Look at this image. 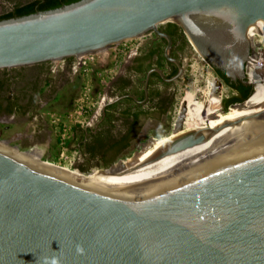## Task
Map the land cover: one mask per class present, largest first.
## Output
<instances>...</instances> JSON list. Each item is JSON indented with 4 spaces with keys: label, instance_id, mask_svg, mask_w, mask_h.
Here are the masks:
<instances>
[{
    "label": "water",
    "instance_id": "obj_1",
    "mask_svg": "<svg viewBox=\"0 0 264 264\" xmlns=\"http://www.w3.org/2000/svg\"><path fill=\"white\" fill-rule=\"evenodd\" d=\"M256 19L264 21V0H79L1 20L0 70L153 32L177 73L151 69L145 82L153 71L175 81L183 68L158 28L171 22L211 67L245 79ZM261 112L187 132L137 165H110L121 172L94 182L0 142V264H264Z\"/></svg>",
    "mask_w": 264,
    "mask_h": 264
},
{
    "label": "rangeland",
    "instance_id": "obj_2",
    "mask_svg": "<svg viewBox=\"0 0 264 264\" xmlns=\"http://www.w3.org/2000/svg\"><path fill=\"white\" fill-rule=\"evenodd\" d=\"M26 1L28 0H0V13L11 9L16 4H21ZM168 23L171 22L159 24L158 28L166 27ZM154 35L155 34L153 32H148L144 36L132 39L130 42H128V45L133 44L135 47L137 46V48L144 46L146 42L151 39V37H154ZM181 35L183 38V45L181 47V50L183 51L181 57L185 69L184 74L182 75V78L179 79V81L174 82L171 86V103L168 105V108H165L163 116L158 119H149L143 123L142 131L148 132L147 137L135 139L131 146L127 148L124 153L118 155L114 161H112V163L104 166L100 163H94L90 165V168L87 171H82L79 169V172H82L81 174H77L75 171H73V174L78 176H87L90 172L95 173L100 170L106 171L108 170L106 168H108L110 165L121 160L124 162L119 166L127 165L145 150H147L155 140L169 136L171 132L183 129L189 125L206 122L220 113L216 111L218 100L224 99L230 95L232 96V92L216 77L215 73H213L214 71L211 65L207 63V61H205L200 56L193 45L184 38V34L181 33ZM254 44L255 50H253V55L248 60L249 74L253 81L254 89L247 103L248 105L259 103L264 97V44L258 41ZM135 50L131 51L130 53L132 54ZM100 52L101 51L95 53L99 55H102L101 53H105L103 56H107L106 62L101 63L102 68H98L99 63L95 61L88 63L87 67L85 66L76 69L74 74H72L70 73V68H66L63 61L50 62L48 65L50 69H54L55 71L48 74V77L51 78V88L57 87L60 88V91H58V97L56 99L49 101L46 106L38 111V115H42L43 118L49 122L52 133V140L50 142H48L49 140H44L42 142V144L45 142L51 143L50 146L46 148L47 156H45L47 158L43 157L41 159V153L38 149L26 151V149L19 148L18 143L20 140L15 141L10 138H5L6 136H19L23 133H31V128H29V125L31 124L32 127L33 125L30 123V120H18V122L12 124L0 123V133L4 135L0 136V142L5 143V145L8 147H13V149L16 148L22 151L20 156L24 159L26 156L30 155L33 157L32 162L43 163L45 167L65 171V168L60 166H63L67 159L71 157V153L67 150L65 156H60L59 135L62 133V130L60 129L62 124L68 122V119L66 118V116H68V112H72L75 109L76 100L82 93L83 86L85 84L88 85V95L90 97L93 96L94 99H97V94L101 92L100 88L103 86L101 81L111 82L114 80L116 75L122 71L123 66H125V63L128 61L131 55L130 53L128 54L120 70L115 69L116 71L114 70L112 72L113 79H110L108 69L114 67L115 65L113 51L111 47H109L104 50V52ZM75 62H77V59ZM74 64L75 63H73V68ZM31 73L32 71L25 70L24 76H26L27 81L23 82L20 80V82L14 85V88L22 89L24 86L28 85L32 78ZM47 88L48 87L46 83L42 89ZM47 100L48 99L44 97L41 103L44 101L47 102ZM56 123L59 124L57 125ZM20 142L23 146L30 144L25 138H22ZM35 143L39 142H31V144ZM38 146L43 147V145ZM78 159L79 158L76 156V166L82 163ZM57 164H59V166H57ZM117 167H114V169ZM111 171H113V169H110L108 172Z\"/></svg>",
    "mask_w": 264,
    "mask_h": 264
},
{
    "label": "flooded vegetation",
    "instance_id": "obj_3",
    "mask_svg": "<svg viewBox=\"0 0 264 264\" xmlns=\"http://www.w3.org/2000/svg\"><path fill=\"white\" fill-rule=\"evenodd\" d=\"M159 29L162 32L170 36L171 38L170 56L179 60V63L183 68V73H182L183 75L185 71L183 60L181 57L182 51H183L181 50V47L183 45L182 43L183 38H182L181 33L184 34L183 30L179 27L177 32L174 34V37L172 38L171 35L167 32V30H171L168 26L163 27V28L161 27ZM184 38L187 40L185 35H184ZM146 43H149L150 45L154 44L156 46H151L152 48L147 49V51H145L144 53H141V48L143 46L138 47L132 54L130 53L131 55L128 61L125 63V66H123L122 71H121V75L122 74L125 75L129 69V67L127 68L126 66L135 65L136 67L141 68L145 66L143 63H149L147 71H145V73L143 74L141 78L137 79L138 78L137 76L134 77L135 82L138 84L139 87L141 86L142 88V92H141L142 98L141 100H139V102H141L142 106L143 107L145 106V110L148 109L149 112L147 114L142 113L141 114L142 116L133 118L132 120L130 119V121L126 122L125 126L128 129L127 130L128 132L125 131L122 134L123 141L121 142V144H119L121 146H124V149L129 148L135 139L147 137L148 132L142 131L143 123L149 119H154V118L158 119L163 116V112L165 111V108H168L169 107L168 105L171 103L172 92L170 88L174 82L179 81V79L182 78V75H181V78H179L178 80L165 81L160 77V75L156 71H153L151 72V74L156 73L159 78L151 76L150 74L147 82H145L147 72L151 69H160L162 73L164 74V76L168 79L172 78L177 73L176 65L168 61L164 57V48L166 46V40L164 38H161L155 34L154 37H151V39L148 40ZM155 47L156 48L158 47L157 49L159 50L158 53H154L150 57H148L147 54L150 52V50H154ZM160 55L162 56L161 58H160ZM75 60H76L75 57H71V58L68 57L62 60L64 62L65 67L70 68V73L72 74H74L75 70L77 69ZM73 63H75L74 68H73ZM49 64L50 62H45V63H38V64H33V65H28V66L0 70V79H5V83L2 85L0 89V123L1 124H12V123L18 122V120H23V121L30 120V123H32L33 125V127L31 126V124L29 125V128H31V133L21 134L23 137L21 135L5 137V138H10L15 141L17 140L21 141L22 138H25L29 141L30 144L27 146L25 145L23 146L21 142L19 141L18 143L19 148L28 149L30 146L34 145V144H31V142H36V141L39 143H35V144L43 145V147L45 148H48L51 144L47 142L42 144L44 140L45 141L49 140L48 142L52 140V137H51L52 133H51L49 122L46 119H44L42 115L40 116L38 115V111L42 109L44 106H46L49 103V101L56 99L58 97V91H60V88H57V87L56 88L54 87L55 89L51 88L52 86L51 78L48 77V74L51 72H55V71L54 69H50V67L48 66ZM213 67L215 66L212 65V68ZM25 70L32 71L31 73L32 78L29 81L30 83H28V85L24 86L22 89H15L14 85L20 82V80H22L23 82L27 81L26 76H24ZM222 71L224 72L225 76L229 78L230 82L234 83L236 87L239 88L240 85H248L246 82L247 80L245 81V79H243L242 77L240 76L231 77V76H228L226 74V71H224L223 69ZM244 72L249 78L248 60L245 63ZM213 73H215V71ZM215 75L221 81V83L232 92V96H237V97L241 96L242 92L238 93L235 89L229 86V84H227L222 78L217 76L216 73ZM130 80L131 78L126 80V79L120 78L119 76L114 78V80H112L109 83V85L104 89L102 101L100 105L90 115V118L93 116L100 117L101 115L107 116L110 113V111L115 112L116 109L112 105L113 103H115V101H117V99H114V98L116 96H119V94H121V89L123 88L124 89L129 88V89H128V93L122 96L128 97V98H133V97L135 98V96L133 95L129 87L131 84L130 82H127ZM46 83H47L48 88L42 89L44 84ZM154 86H156V88L160 90L157 97L155 96L156 92H154V89H151ZM159 90H156V91H159ZM117 92H120V93L117 94ZM252 93H253V90L251 94L249 95V97L245 98L243 101H239L235 103H241V102L248 101ZM44 97L47 98L48 100L47 102L44 101L43 103H41ZM230 97L231 95L225 97L224 99H227ZM221 101L222 99L218 100V103L216 105L217 112L225 110L229 105H231V103H229L226 105V107H224L226 103H222ZM74 135H75V132L72 128L70 138L74 137ZM0 136H4V135L0 133ZM3 144L5 145V143ZM9 144H10V141H9ZM78 158H79L78 160L82 162L81 166H83L84 168L88 167L91 164H94L92 163L94 162L93 160L86 162L83 157L80 156Z\"/></svg>",
    "mask_w": 264,
    "mask_h": 264
},
{
    "label": "crops",
    "instance_id": "obj_4",
    "mask_svg": "<svg viewBox=\"0 0 264 264\" xmlns=\"http://www.w3.org/2000/svg\"><path fill=\"white\" fill-rule=\"evenodd\" d=\"M151 46H156V45H154V44L150 45L149 43H146L141 48V53H144L145 51H147V49L152 48ZM154 49H158V47L157 48L155 47ZM102 51L104 52V50H102ZM101 54L104 55L105 53H101ZM141 61H143V60H141ZM143 64L145 65L143 67L146 68V67H148L149 63H143ZM126 67L127 68L129 67L128 72L125 75H123V74L121 75V71H120L118 73V75H116V77L119 76L120 78H123L126 80L131 78L132 82H131V80L129 81L131 84V85L129 84L130 85L129 87H130L131 92L133 93V95L137 99H135L134 97L128 98V97L122 96V95H125L126 93H128V89H129V88L128 89L123 88V89H121V94H119L120 92H117V94H119V96H116L114 98V99H117V101H115V103H113V105H112L116 109L115 112L110 111V113L107 116H104V115L103 116L101 115L100 117L93 116L89 119V121L86 123L85 126H80L77 129L73 128L75 135H74V137L69 139V142H71L72 140H74V141L72 144H70V145L67 144V145H68L70 150L77 151V157H80V156L83 157L86 162L93 160L94 162H92V163H100L102 165L106 161L108 163H112V161H114V159L118 155H121L127 149V148L124 149V146H121V145H118V146H113V144L111 146L106 145V146L102 147L100 153L98 155H96V157L94 159L88 158V156L86 155L85 149H86V145H87V142L89 140V137L91 138V136H93L94 134H98V133L100 134L104 130H109L108 136L113 140L112 143L113 142L115 143V141H121L122 136H123L122 134L128 130L125 126L126 122L130 121V119L132 120L133 118H137L139 116H142L141 115L142 113L147 114L149 112L148 109L145 110V106L143 107L141 102H139V100H141V98H142V96H141L142 88H141V86L139 87L138 84L134 80V77H136L138 75V74L136 75L134 70H133L136 66L135 65L134 66L128 65ZM131 73H132V75H130ZM139 76H137V77H139ZM140 88H141V90H140ZM151 89H154V92H156L155 96L157 97L160 90L157 89L156 86L152 87ZM156 90H159V91H156ZM132 132H133V130H132ZM113 157H115V158H113ZM123 162L124 161L119 162L115 167L119 166ZM96 169H100V168H96ZM107 169L109 170V168H107ZM103 170H105V169H103Z\"/></svg>",
    "mask_w": 264,
    "mask_h": 264
},
{
    "label": "built area",
    "instance_id": "obj_5",
    "mask_svg": "<svg viewBox=\"0 0 264 264\" xmlns=\"http://www.w3.org/2000/svg\"><path fill=\"white\" fill-rule=\"evenodd\" d=\"M252 27H251V30L253 29ZM260 37L261 36L259 35V32L257 30H254L253 32H251L250 41H251L252 47H251V54L249 55V58L253 55V50H255L254 43L259 41ZM131 40L132 39L125 40L121 43L114 44L113 46H111V49L113 51V59H114L115 65L114 67L108 69L110 79H113L112 72L115 69L120 70L128 54L137 48V46L135 47V45L133 44L128 45V42H130ZM76 59H77V62H76L77 69L85 67V66L87 67L88 63L95 62V61L99 63L98 68H102L101 63L106 62L107 56L99 55L97 53H90V54H85L83 56L77 57ZM245 78L247 81H250V79L247 77L246 74H245ZM101 83L103 86L100 88L101 92L97 94V99H94L93 96L90 97L88 95L89 90H88L87 84L83 86L82 93L80 94L79 98L76 100L75 109L72 112L71 111L68 112V116H66V118L68 119L67 120L68 122L63 123L62 127L60 128L62 130L61 131L62 133L59 135L60 136L59 137L60 156L63 157L65 156V153L67 150L70 151L71 157L67 159L64 166L69 168L70 170L72 169V171H80L78 166H76L75 164V157L77 156V151L70 150L67 145V142L69 141L72 128H74V126L76 125L85 126L86 123L89 121L90 115L100 105L102 98H103V91L109 85L110 82L101 81ZM56 124L58 125L59 123H56ZM32 149H38L40 151L41 159L47 156V151H46L47 149L45 147H41V146H38L37 144H34L30 146L28 149H26V151L32 150Z\"/></svg>",
    "mask_w": 264,
    "mask_h": 264
},
{
    "label": "trees",
    "instance_id": "obj_6",
    "mask_svg": "<svg viewBox=\"0 0 264 264\" xmlns=\"http://www.w3.org/2000/svg\"><path fill=\"white\" fill-rule=\"evenodd\" d=\"M77 1H79V0H28L24 3L16 4L11 9L0 13V21L5 20V19H9V18L29 15V14L35 13L37 11H46V10L55 9V8L60 7V6L70 4L73 2H77ZM167 26L171 29V30H167V32L173 38L174 34L177 32L179 27L177 25H175L174 23H168ZM158 51L159 50H157V49L150 50V52L147 54V56L150 57L152 54L158 53ZM161 57L162 56L160 55V58ZM147 68L148 67H146V68L145 67H141V68L135 67L133 69V70H135L136 75L137 74L140 75V77H138L137 79H139V78H141V76H143L145 71H147ZM213 69H214L215 73L217 74V76L222 78L227 84H229V86H231L233 89H235L238 93L242 92L240 97L231 96L230 98L222 99L221 102L226 103L224 105V107H226V105L229 103L233 104L235 102L242 101L248 97V95L250 94V92L252 90V87L250 85H240L238 88L235 86L234 83L230 82L229 78L225 76L224 72L221 69H219L217 67H213ZM174 70H176V69H174ZM130 75H132V74H130ZM151 76L159 78L156 73L151 74ZM245 80H246V78H245ZM250 80L253 83L251 78H250ZM127 82H129V81H127ZM4 83H5V79H0V89ZM253 89H254V84H253ZM78 127H80V126L76 125V126H74V129H77ZM108 131L109 130H104L100 134L99 133L94 134L93 136H91V138L89 137V140L87 142L86 149H85V152H86V155L88 156V158L94 159L96 157V155H98L100 153L102 147H104L106 145L111 146L113 144V146H118L119 144H121V142L123 141L122 139H121V141H115V143L114 142L112 143L113 140L108 136L109 135ZM73 141L74 140H72L71 142L68 141L67 144L70 145L73 143ZM113 158H115V157H113ZM107 164H109V163L106 161L103 164V166L107 165ZM77 166L82 171H87L90 168V166L84 168L80 164H78ZM107 171H110V169Z\"/></svg>",
    "mask_w": 264,
    "mask_h": 264
},
{
    "label": "bare ground",
    "instance_id": "obj_7",
    "mask_svg": "<svg viewBox=\"0 0 264 264\" xmlns=\"http://www.w3.org/2000/svg\"><path fill=\"white\" fill-rule=\"evenodd\" d=\"M251 27L253 28L252 30H251ZM254 30H257L259 32V35L261 36L260 40L258 42L264 44V21L261 20V19H256L254 21V23L248 29V37H249V39H251V32H253ZM187 40L197 50L196 46L188 38H187ZM251 47H252V44H251ZM197 52L199 53L198 50H197ZM247 60H249V57L247 58ZM248 75H249V79H250V74H248ZM248 101L241 102V103H236V104H231L230 106H228L226 108V110L220 111L219 114H217L216 116H214L211 119L207 120L206 122L189 125V126L183 128V129H179V130L171 132L169 136H165L163 138L155 140L153 142V144H151L150 146L148 145L149 147H148L147 150H145L142 154H140L138 157H136V159H134L131 163L137 165V164L145 161L146 159H148L149 157L154 155L163 145H165L166 143H168L172 139H174V138H176V137H178L180 135H183V134H185L187 132H190L192 130H195V129H198V128H202V127H205V126H208V125H211V124L232 121V120L246 118V117H250V116H253V115H257V114L263 113L261 111L264 109V97L261 100V102H259V103H253L251 105H248L247 104ZM25 159L28 160V161H31V162L33 161V157L30 156V155L26 156ZM131 163H128L127 165H125V167H128V165H130ZM57 166H59V164H57ZM60 167L65 168V171L64 170L63 171L56 170V169H53V168H50V167H46V168L51 169L52 171H57V172L65 173V174H70L72 176L74 175V176H77V177H83V178L89 180V182H94V181H97V180H100V179H103V178H106V177H109L111 175H114L116 173L121 172V171L118 172V171H115V170H113L111 172H108L106 170L107 171L106 172V171H101L100 170V171L95 172V173L94 172H90V173H88L87 176H78L76 174H73V171L70 170L69 168L65 167L64 165L60 166ZM76 172H77V174L80 173L79 171H76Z\"/></svg>",
    "mask_w": 264,
    "mask_h": 264
}]
</instances>
